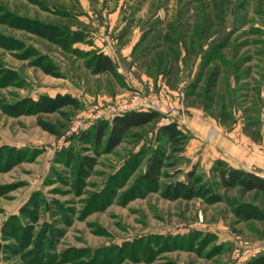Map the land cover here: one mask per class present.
<instances>
[{
	"label": "rangeland",
	"instance_id": "1",
	"mask_svg": "<svg viewBox=\"0 0 264 264\" xmlns=\"http://www.w3.org/2000/svg\"><path fill=\"white\" fill-rule=\"evenodd\" d=\"M142 111L109 152L80 139ZM196 118L264 139V0H0V264H227L232 230L242 253L264 193L220 186Z\"/></svg>",
	"mask_w": 264,
	"mask_h": 264
},
{
	"label": "trees",
	"instance_id": "2",
	"mask_svg": "<svg viewBox=\"0 0 264 264\" xmlns=\"http://www.w3.org/2000/svg\"><path fill=\"white\" fill-rule=\"evenodd\" d=\"M90 68L93 74L110 73L118 76V71L113 60L103 53L91 55ZM161 115L155 111L130 112L117 116L111 122H100L91 130L81 136L83 142H90L96 147L105 144L106 151H111L119 146L128 137L132 136L135 130L141 129L153 122L159 121ZM164 127L162 133L169 135L171 128ZM164 166V159L156 155L146 171L145 177L150 182H157ZM214 171L219 179V184L225 190L240 188L245 192L257 191L264 193V178L254 173L232 167L223 160H217L214 164ZM175 195L184 198L199 197L197 187L186 183H178L174 186ZM237 216L243 219H259L264 221V212L257 207L249 205L239 206L236 210ZM247 264H264V255L252 258Z\"/></svg>",
	"mask_w": 264,
	"mask_h": 264
},
{
	"label": "crops",
	"instance_id": "3",
	"mask_svg": "<svg viewBox=\"0 0 264 264\" xmlns=\"http://www.w3.org/2000/svg\"><path fill=\"white\" fill-rule=\"evenodd\" d=\"M197 119L194 120L195 122L191 121L189 126L195 132L196 142L204 145L202 162H210L212 166L215 161L223 160L234 168L264 178V139L262 141L251 139L243 131L242 125L227 128L215 119ZM241 222L246 226L247 231L255 236L251 241L244 242L246 246L242 253L236 250L235 241L239 236H235L234 230L226 231V235L216 231L214 233L218 244L227 242L232 246L227 252L230 259L227 264H247L252 258L264 255V229L260 228L261 220L252 218L243 219Z\"/></svg>",
	"mask_w": 264,
	"mask_h": 264
}]
</instances>
